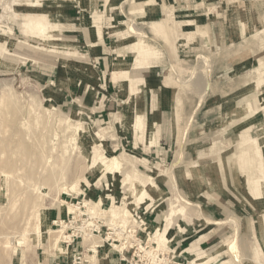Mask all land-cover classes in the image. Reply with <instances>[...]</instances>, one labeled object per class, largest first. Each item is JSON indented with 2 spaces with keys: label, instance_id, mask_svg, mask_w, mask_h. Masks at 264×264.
I'll return each instance as SVG.
<instances>
[{
  "label": "rangeland",
  "instance_id": "rangeland-1",
  "mask_svg": "<svg viewBox=\"0 0 264 264\" xmlns=\"http://www.w3.org/2000/svg\"><path fill=\"white\" fill-rule=\"evenodd\" d=\"M254 139L264 0H0V264H264Z\"/></svg>",
  "mask_w": 264,
  "mask_h": 264
},
{
  "label": "crops",
  "instance_id": "crops-1",
  "mask_svg": "<svg viewBox=\"0 0 264 264\" xmlns=\"http://www.w3.org/2000/svg\"><path fill=\"white\" fill-rule=\"evenodd\" d=\"M71 19V18H70ZM75 20V18H72ZM79 21L83 24V27L84 28H88V22H89V17L87 16L86 13H83L82 17L79 18ZM152 26V31L155 35L159 36L160 34L163 35V33H166V32H173L174 30H176L178 24H176L172 18V15L170 14V12L167 14V16L165 17V19L159 21V22H155V23H152L151 24ZM93 29V28H92ZM91 37V35H90ZM101 36H99V39L100 40ZM90 38V41L87 43V46L91 49H95L94 45H95V42L94 40H92ZM130 49L132 50V52L135 54V64H134V71H138L140 69H148L151 66V64L148 63V61L154 59V55H155V51L152 50L149 45L143 41H140L139 43H136L134 44L133 46L130 47ZM103 55V48L99 50V53H97V55H92L93 58H97V59H101ZM157 62L155 61V63L153 64H156ZM123 75H126V74H120V75H117V74H114V77H113V80H114V83L116 85V88H117V91L118 92H122V84H123V81L125 80ZM89 79V78H88ZM139 125L140 124H137L136 127L138 126L139 128ZM136 128V129H138ZM85 242L86 239H85ZM192 244H195V249H191L192 248ZM191 246H190V251L192 253H194V256H193V260L194 259H201L203 257L207 255H212V254H208L206 252H199V241H196L194 243H192ZM202 254V255H201ZM65 255H63L62 257H64ZM213 258H214V255H213ZM101 262H99V264H107V260H101ZM213 262V261H212ZM260 263H262V261L259 259Z\"/></svg>",
  "mask_w": 264,
  "mask_h": 264
},
{
  "label": "bare ground",
  "instance_id": "bare-ground-1",
  "mask_svg": "<svg viewBox=\"0 0 264 264\" xmlns=\"http://www.w3.org/2000/svg\"><path fill=\"white\" fill-rule=\"evenodd\" d=\"M46 31L45 26L39 25V33L44 34ZM243 151V156H244V162H251L253 164V169H254V176L256 180H259L264 187V174L262 172L263 169V163H262V149L258 145L257 141L254 139L251 143L245 145V147L242 149ZM115 161V160H114ZM102 202H99L98 204H101ZM63 204H65L63 202ZM86 206L89 205V203L85 204ZM71 207L75 208V206ZM73 212H76V208L74 209ZM103 213V212H102ZM95 215V214H93ZM100 214L95 215V216H100ZM166 218H164L163 222L165 221ZM144 221V220H142ZM61 232V231H60ZM163 231L160 230L156 236L162 235ZM91 236L90 234H87L86 237ZM22 244V242L19 243V245ZM98 247V244H96V247H91L93 249H96ZM213 261V254L212 255H207L201 259H195L193 263L195 264H206L207 262H212Z\"/></svg>",
  "mask_w": 264,
  "mask_h": 264
}]
</instances>
